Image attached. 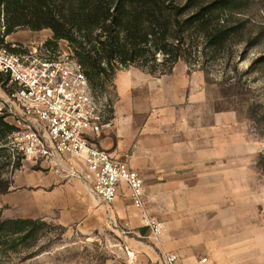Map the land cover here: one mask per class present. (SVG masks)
<instances>
[{
	"label": "rangeland",
	"instance_id": "rangeland-1",
	"mask_svg": "<svg viewBox=\"0 0 264 264\" xmlns=\"http://www.w3.org/2000/svg\"><path fill=\"white\" fill-rule=\"evenodd\" d=\"M230 21L232 26L239 27V34L224 50L213 53L204 49L199 53L193 43L185 52L187 61H178L170 74L151 75L129 66L117 72L115 88L107 90L114 112L119 93L116 82L132 76L139 84L130 93H143L141 105L148 109V115L171 127L166 132L170 131L176 141H181L182 134L184 139H189L186 132L203 133L191 140L192 145L199 146L207 155V161L177 171L175 180L169 183L168 178L162 180L165 195L168 184L186 189L195 184V173H200L202 185L207 188L204 200L221 206L225 217L239 219L241 232L249 223L257 240V256L264 258V72L254 65L256 59L264 56V0H246ZM51 38L52 32L47 29L38 32L20 29L7 39L35 43ZM163 85L168 86L169 93L185 95L181 100L176 96L165 99L166 104H162V98H146L145 93H165ZM4 91L0 81V108L9 115ZM200 95L202 107L197 104ZM102 134L91 139L98 145ZM189 171L192 177L184 178L182 173ZM4 173L10 175L11 171ZM52 175L42 161L24 160L21 169L14 173V189L5 197L0 194L2 219H41L49 225L30 246L22 244L13 251L9 245L0 244V264H162L154 245L157 240L149 230V235L140 238L136 228L125 226L117 219L110 221V216L98 211L88 213L79 208L75 212L70 204L61 217V210L54 206L56 196L50 192L55 186ZM142 179L147 192L151 178ZM176 201L184 202L185 195L181 193ZM151 209L147 199L148 214L157 218Z\"/></svg>",
	"mask_w": 264,
	"mask_h": 264
},
{
	"label": "trees",
	"instance_id": "trees-1",
	"mask_svg": "<svg viewBox=\"0 0 264 264\" xmlns=\"http://www.w3.org/2000/svg\"><path fill=\"white\" fill-rule=\"evenodd\" d=\"M246 0H0L3 36L17 30H50L47 43L66 40L94 94L109 93L122 68L151 75L170 74L185 52L224 50L239 27L230 17ZM200 50L198 51V49ZM264 72V56L254 62ZM6 79V80H5ZM7 77L0 74L4 86ZM113 112V111H112ZM19 129L0 113V194L14 186L23 157L9 144ZM11 171L5 175L4 171ZM48 223L41 219L0 217V244L17 251L30 246ZM143 231V230H142ZM144 232V231H143Z\"/></svg>",
	"mask_w": 264,
	"mask_h": 264
},
{
	"label": "crops",
	"instance_id": "crops-1",
	"mask_svg": "<svg viewBox=\"0 0 264 264\" xmlns=\"http://www.w3.org/2000/svg\"><path fill=\"white\" fill-rule=\"evenodd\" d=\"M138 84L139 81H134L132 76L116 82L119 93L114 105L113 126L104 131L98 146L128 162L142 178H151L149 190L146 192L145 189V194L148 193L146 200L151 204L154 216L166 226L159 240L154 241L159 254L162 251L175 253L180 257L181 264H264L263 256H257V240L249 223L241 232L239 219L225 217L221 206L204 200L207 188L202 185L200 173H195V184L186 189L168 184L165 195V181L162 180L168 178L169 183L177 171L189 169L192 165L197 167L207 161V155L199 146L192 145L191 140L203 133L198 130L195 133L186 132L189 139H184L182 134L181 141H176L170 131L166 132V128L170 130L171 127H167L161 119L148 115V109L141 105L140 95L143 93H130ZM162 89L165 93H145L146 98H162L164 103H161L166 104V100L173 96L181 100L185 95L169 93L167 85H163ZM197 104L200 107L204 104L201 95ZM187 127L192 129V126ZM51 172L55 186L50 192L56 196L54 206L61 210V217L67 210V204L75 212L84 208L88 213L92 210L107 215L105 208L98 206L91 197L84 182L64 179L54 170ZM190 174L191 171L182 173L184 178ZM181 193L185 195L184 202L176 201ZM6 195L8 193L2 196ZM112 219L136 228V235L140 238L149 235L143 225L141 211L133 205L130 189L124 183L119 186L112 204L110 221ZM150 256L156 260L154 254Z\"/></svg>",
	"mask_w": 264,
	"mask_h": 264
},
{
	"label": "built area",
	"instance_id": "built-area-1",
	"mask_svg": "<svg viewBox=\"0 0 264 264\" xmlns=\"http://www.w3.org/2000/svg\"><path fill=\"white\" fill-rule=\"evenodd\" d=\"M4 30L1 19L0 74L8 79L3 86L7 119L19 129L9 136V144L23 161H42L64 178L83 181L109 216L119 186L126 184L144 226L158 241L164 228L146 210L143 179L128 162L91 139L113 126L110 94L93 93L66 40L17 43L3 36ZM160 257L162 264H181L175 253L162 251Z\"/></svg>",
	"mask_w": 264,
	"mask_h": 264
}]
</instances>
